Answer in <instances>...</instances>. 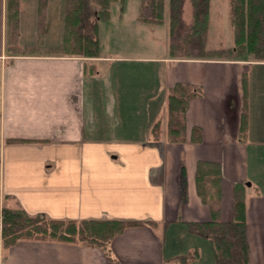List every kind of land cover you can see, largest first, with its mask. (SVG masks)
<instances>
[{"label":"crops","instance_id":"obj_1","mask_svg":"<svg viewBox=\"0 0 264 264\" xmlns=\"http://www.w3.org/2000/svg\"><path fill=\"white\" fill-rule=\"evenodd\" d=\"M18 1L20 27L24 11L36 23L39 0ZM8 6L0 0L3 193L31 216L137 224L106 252L86 241L20 239L5 248L0 238V264H175L188 252L193 264H215L209 241L186 224L212 219L196 187L201 159L221 164L222 220L234 216L233 186L246 183L250 264H264V61L104 53L101 21L98 56L18 52L8 43ZM177 82L202 94L187 109L186 139L170 141L168 95ZM194 126L200 141L191 139Z\"/></svg>","mask_w":264,"mask_h":264},{"label":"trees","instance_id":"obj_2","mask_svg":"<svg viewBox=\"0 0 264 264\" xmlns=\"http://www.w3.org/2000/svg\"><path fill=\"white\" fill-rule=\"evenodd\" d=\"M44 2L45 0H39ZM66 19L71 21L75 30L77 48L74 53L82 56L99 55V20L111 16V5L116 0H66ZM100 7L98 20L93 22V34L84 33V24L93 13L91 3ZM184 0H169L170 39L169 52L178 59L236 60L244 55H252L264 60V0H233V25L235 44L231 48L208 49L206 35L209 27L211 0H191L193 22L185 37L177 33L182 23ZM18 0H9L8 20L18 14ZM68 5V6H67ZM164 0H142L141 19L150 23H162L164 20ZM14 6L17 9L14 10ZM95 12V11H94ZM67 50V49H66ZM244 96L248 85V74L243 76ZM202 94V87L191 83L177 82L168 95V135L170 141H183L187 137L186 112L190 101ZM246 102V101H245ZM246 105V103H245ZM247 126L246 110L242 114V132ZM160 124L155 129L159 131ZM191 139L200 141L202 131L199 126L192 128ZM214 176L213 179L210 176ZM213 181L217 191L208 193L207 180ZM196 187L201 199L212 212L207 221L187 222L188 231L209 241L215 264H250V245L247 237L246 186L237 183L234 189V211L231 220L220 218L221 164L213 160H198ZM2 224L1 241L9 248L20 239L51 240L65 243L86 241L107 251V245L135 221L121 219H55L43 214L31 216L18 204H4L0 208ZM109 256L108 253H106ZM196 254L188 252L181 255L175 264H193ZM109 258H111L109 256Z\"/></svg>","mask_w":264,"mask_h":264},{"label":"rangeland","instance_id":"obj_3","mask_svg":"<svg viewBox=\"0 0 264 264\" xmlns=\"http://www.w3.org/2000/svg\"><path fill=\"white\" fill-rule=\"evenodd\" d=\"M49 1L51 2L50 4ZM66 2V0L41 1V4H39L41 11L39 12L36 23L35 21H32V17L27 18L26 11H24L22 17L23 24L21 27L20 9L18 5V14L15 18L12 17L10 24L8 20L10 32L15 38V40L8 42L9 45L18 52H55L66 55L77 54L73 52L77 48L78 44L76 35L73 33L75 27L71 25L70 20L66 19ZM164 2V20L162 23L158 24L146 22L141 19L142 0H116L113 2L110 8L111 19L99 20L101 21V42L103 52L108 53L119 51L120 53H132L136 51L138 53L150 54L153 56H164L166 54H170L169 0H164ZM184 4L186 5L185 10L183 8L182 12V23L177 29V33L180 35V37L187 36L191 30V25L193 22V6L191 0H184L183 7ZM91 5L93 8L92 10L95 12L93 11L89 19H87L86 23L84 24L85 28L82 31L84 33L93 34L92 25L93 22L98 20L97 14L101 6L93 2ZM232 5L233 0H211L209 15L210 20L206 35L208 49H223L234 46L235 27L233 25L234 15ZM15 9H17L16 6H14V10ZM34 13H36V11H34ZM212 60L233 61L225 58H212ZM251 60L264 61L257 59L254 56H252ZM131 67L133 71H137L134 66H130V68ZM141 74L142 76L147 75L148 78L152 77L150 72L144 70L141 72ZM129 98L133 99L131 96ZM137 98L138 94H136L134 99L136 100ZM210 178L213 179L214 176L212 175ZM222 179L223 177L221 170V185ZM210 180H207V184L209 186L208 193L215 194L218 188L213 183V181ZM241 183L246 186V183ZM235 185L233 186V190L235 189ZM219 199L221 200V195ZM4 204L15 203H13V200H11L9 195L3 193L0 186L1 209ZM1 230L2 224L0 220V238ZM41 241L51 240L41 239ZM205 261L206 260H203L205 264L209 263V261Z\"/></svg>","mask_w":264,"mask_h":264}]
</instances>
